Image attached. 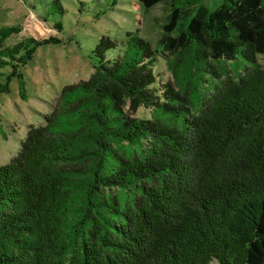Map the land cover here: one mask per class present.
Masks as SVG:
<instances>
[{"label": "trees", "instance_id": "trees-1", "mask_svg": "<svg viewBox=\"0 0 264 264\" xmlns=\"http://www.w3.org/2000/svg\"><path fill=\"white\" fill-rule=\"evenodd\" d=\"M138 1L169 8L170 78L137 33L95 42L0 165V264H264V0ZM20 31L0 27V93L26 99L20 67L58 40L4 46Z\"/></svg>", "mask_w": 264, "mask_h": 264}, {"label": "rangeland", "instance_id": "rangeland-1", "mask_svg": "<svg viewBox=\"0 0 264 264\" xmlns=\"http://www.w3.org/2000/svg\"><path fill=\"white\" fill-rule=\"evenodd\" d=\"M220 2L201 0L196 7L204 5L214 10ZM193 10L179 20V27L186 26ZM168 13L164 2L145 8L138 0H0V27L21 28L5 40L4 46H13L28 37L58 40L38 46L32 58L20 67L26 99L20 96L15 77L11 78L8 91L0 93V165L17 154L29 125L43 124V116L52 111L64 85L89 77L92 49L101 36H109L121 44L128 32L137 33L155 50L152 68L157 79H169L168 55L161 41ZM56 24H60L59 29ZM256 62L264 69L263 55H257ZM2 71L8 72L9 68ZM134 116L149 118V109L139 107Z\"/></svg>", "mask_w": 264, "mask_h": 264}]
</instances>
